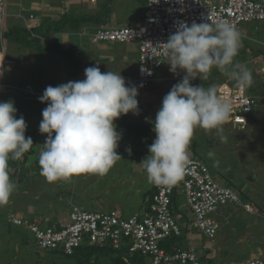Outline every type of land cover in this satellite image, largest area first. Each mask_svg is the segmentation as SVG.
I'll use <instances>...</instances> for the list:
<instances>
[{"label": "rangeland", "instance_id": "obj_1", "mask_svg": "<svg viewBox=\"0 0 264 264\" xmlns=\"http://www.w3.org/2000/svg\"><path fill=\"white\" fill-rule=\"evenodd\" d=\"M114 1L121 3L119 16L138 21L143 0H124V5L121 0ZM28 8L22 10L23 14H27ZM17 13L18 1L8 0L3 32L13 27L26 29ZM125 25L130 24L125 22ZM78 33L60 31L55 35L53 32L40 39L41 46L58 42L61 51L74 50L84 66L91 61L95 63L92 68L97 72V82L84 75L74 88L65 73L68 54L54 50L42 55L33 46L25 47L0 38V59L2 55L14 62L1 67L0 111L13 109L14 117L17 116L4 117L0 129L5 131L2 130L4 139L16 143L28 159L19 170L22 175L19 183L15 181L13 186L0 189V264H115L112 257L98 253L83 263L78 258L42 251L35 247L30 236L23 237L11 227L9 221L12 216L26 219L18 210L26 215L37 211L39 214L34 216L39 222H35L49 225L40 222L39 216L43 215L47 220L55 218L56 224L50 226H58L68 222L71 205L88 211L135 215L137 204L148 200L161 169L158 130L161 124L175 128L173 122L158 118L161 116L158 102L172 104L177 99H186L190 92L194 95L190 104L180 100L177 103L183 112L200 106L194 115L202 120L187 121V113L180 115L184 123L178 142L182 158L204 161L217 182L231 187L241 202L248 197V204L253 208L252 213L240 206L223 208L214 241L201 235L198 240L209 245L203 248L196 242L193 249L197 254L208 250L217 264L264 258V214L258 209V206L264 208V22L243 24L224 36L223 32L214 33L176 52L164 60L163 66L156 70L157 80L146 89H141L136 81L134 52L138 50V41L125 44L129 55L121 58L124 44L103 43L107 47H100L96 52L97 47L86 40L88 37H78ZM216 45L228 46L225 50L230 56L226 62L221 60L225 51L215 55L217 62L211 61ZM83 47L86 52L80 51ZM219 66L221 70L216 73ZM253 80L259 85L252 83ZM218 82L229 86L236 82L252 83L247 86V92L257 98V120L237 130L220 122L211 112ZM88 85H99L98 92L119 98L126 116L119 117L109 107L110 100L90 93ZM125 123L131 127L152 124L150 139L141 130L138 133L133 128L130 130ZM190 141L196 146L190 145ZM26 173L28 178H24ZM176 185L174 203L181 216L173 213V218L181 230L179 242L189 247L186 236L198 234L182 187L179 183ZM129 260L128 257V264Z\"/></svg>", "mask_w": 264, "mask_h": 264}, {"label": "built area", "instance_id": "obj_2", "mask_svg": "<svg viewBox=\"0 0 264 264\" xmlns=\"http://www.w3.org/2000/svg\"><path fill=\"white\" fill-rule=\"evenodd\" d=\"M7 6L8 0H0L1 39L8 17ZM22 14L20 11L18 18L24 20L29 32L40 25L33 14ZM263 22L264 0H145V15L138 25L102 26L92 33L80 31L77 35L87 36L86 40L93 45L138 41L136 81L146 89L157 80L156 70L163 66L164 60L176 52L210 38L214 33L223 32L224 36L243 24ZM12 64L13 61L1 55L0 73L2 66ZM256 100L247 92L243 82L231 86L218 84L211 101V112L233 129H244L257 108ZM3 118L4 113L0 111V121ZM187 119L195 121L196 116L188 112ZM166 129L157 137L158 148L162 150L161 169L146 208L140 214L120 216L71 205L68 222L58 226H43L16 216H12L9 222L26 229L40 250L59 251L64 255L73 254L80 246L94 245L119 253L125 261L138 254L149 264H217L204 261L193 248L184 247L180 242L170 243L181 235L171 210L176 183L182 187L181 192L193 218L192 225L211 242L219 230L223 208L241 206L248 213H252L253 208L243 204L231 187L217 182L204 161L182 158L176 138L184 130L170 126ZM7 164V154L0 151V176L6 172L17 182L15 169ZM9 185V179H0L1 188ZM223 264H264V258L250 257Z\"/></svg>", "mask_w": 264, "mask_h": 264}, {"label": "trees", "instance_id": "obj_3", "mask_svg": "<svg viewBox=\"0 0 264 264\" xmlns=\"http://www.w3.org/2000/svg\"><path fill=\"white\" fill-rule=\"evenodd\" d=\"M145 1V0H144ZM107 9H102L100 11H97L96 13L92 14H85L82 15L76 19H71L69 22L70 26H72V30L78 32L80 27L83 25H86L88 27H101L107 24V19H108V15L106 14ZM69 24H67V22H65L64 20H61L60 22H57L56 24H51L49 23V21H44L43 23H41L37 28L32 29L31 32H29L27 29L25 28H20V27H13V28H8L6 31L3 32L2 34V39L9 41L10 39L13 40L15 43H20L21 45L25 46V47H34L36 48V51L39 52V54H46V53H50L52 51H57L59 54H68V60L69 63L65 65L66 67V75L68 77V79L70 80L69 83L73 84L71 87L74 88L79 86L77 83V80L79 79V77H82L84 75H86V77H88L90 80L95 81V83L98 80V76H97V72L95 69L92 68L93 64H89L87 66L82 65L81 61L79 59H77V57L74 54V50L70 51V50H66V51H61V45L58 42H52L51 44H49L48 46H41L40 45V39H44L46 37H48V35H51L53 32H60L62 30V28L64 26H69ZM32 34H35V37L32 36ZM218 44V43H217ZM216 45V47L214 48V53H211V61L217 62V59L215 57L216 54H218V52L220 51L221 53H223L225 51L226 53V48L228 47H218ZM212 50V49H211ZM63 52V53H62ZM212 52V51H211ZM230 55L228 53H226L225 56H222V59L224 62H226V59H228ZM209 57V54H208ZM220 60V61H221ZM221 70L220 66L219 69H216V73H219V71ZM237 83V82H236ZM244 83V82H243ZM252 83H257L259 85L258 81H252ZM252 83L246 82L244 83L246 86V89L248 88L247 86H251ZM218 84H222V82H218ZM217 84V85H218ZM235 84V83H234ZM69 87V88H71ZM260 87V86H259ZM16 88V87H15ZM71 88V89H72ZM87 88H89L90 93L95 94L96 95H103L105 97H107L110 102H109V107L113 108L115 112H117V115L119 117H124L126 116L121 104L119 103V98H117L116 96H111L113 98H110V95L107 94H102L101 92H98V88L99 85H88ZM11 92V91H9ZM96 92H98L96 94ZM194 99V96L189 100V101H182L180 100V103H184V104H190ZM179 101V99H177L176 101H174V109L172 108L171 110H166L165 112H163V117L165 121H171V123L173 122L175 125V128H179V129H183L182 128V124H180L181 121H172L171 117H168V115L171 113L172 110H175L176 113L180 116L183 113H188V111L183 112L182 110V106H180L177 102ZM172 103V104H173ZM177 103V104H176ZM3 111V110H2ZM113 111V110H112ZM173 112V111H172ZM15 115V112L13 109L11 110H7L6 112H4V116L7 118H13ZM37 115V114H36ZM17 116H15L14 118H16ZM42 122V120L39 121V123ZM127 124V127L131 130L132 128L137 130V133L141 130L143 132V134L145 135V138L150 139L148 137V133L150 128L152 127V124H140V125H133V127H131L130 124ZM179 124V125H178ZM135 127V128H134ZM5 129V127H4ZM3 130V129H2ZM2 130L0 129V151L2 153H6L8 156V167H12L15 169V172L17 174H15V178H17V184L19 183V178H22V175H20V169L23 168L24 163H26L28 161L27 159V155L23 154L24 150H21L18 148L16 143H10L8 139H4L6 136H2ZM162 130H167L166 126H164V124H162ZM4 131V130H3ZM5 132V131H4ZM7 134V131H6ZM10 135V134H8ZM17 136V135H16ZM15 136V137H16ZM180 136H182L181 134H179L177 136V143L181 140ZM18 138V137H17ZM16 138V139H17ZM18 140V139H17ZM16 140V141H17ZM22 142V139L20 140ZM20 142V143H21ZM191 145V144H190ZM159 150V148H158ZM21 159V160H19ZM26 165V164H25ZM4 177L6 179H9V183L12 181V178L8 177V174L5 172L3 174V176H0V179ZM16 183V182H15ZM229 187V186H228ZM153 190L150 192L149 194V198L152 195ZM175 196V195H174ZM174 196L172 197V201H171V210L172 213H176V206L174 203ZM249 198L246 197L245 200L242 202L243 204H248L249 202ZM253 204V202H252ZM254 205V204H253ZM252 205V206H253ZM257 206V204L255 205ZM241 207V206H240ZM243 208V207H241ZM244 209V208H243ZM258 209L261 213L264 214V208L261 206H258ZM221 217V216H219ZM31 221V220H30ZM9 225H11V227L15 228L23 237H27L31 235L29 234V232L20 227V226H14L12 223L9 222ZM32 239V237H31ZM33 244L35 245V242L32 239ZM177 242H179V239H174L171 240L170 243L172 244H176ZM35 247H37L35 245ZM38 248V247H37ZM45 252H48L50 254L53 255H60L62 257H67V258H74L77 259L78 261L81 262H85V260H89V258L92 257L93 253H98L99 256L102 257H112L113 261L115 264H128V262H126L124 259L120 258L119 253L112 251L108 248H99L97 246L94 245H84V246H80L79 248L75 249L73 254L71 255H64L62 253H60L59 251H46V250H42ZM80 259V260H79ZM129 264H144L147 260L145 257L138 255V254H134L131 257H129ZM240 262V261H239Z\"/></svg>", "mask_w": 264, "mask_h": 264}, {"label": "crops", "instance_id": "obj_4", "mask_svg": "<svg viewBox=\"0 0 264 264\" xmlns=\"http://www.w3.org/2000/svg\"><path fill=\"white\" fill-rule=\"evenodd\" d=\"M16 1H18V13H17V16H18V14L20 13V11H22V10H24V9H27L28 8V6H29V8H28V12H27V14L24 12V14L26 15V16H28L29 14H33L34 16H35V18L37 19V21H39L40 22V24L41 23H43L44 21H49V23H51V24H56L57 22H60L61 20H64L65 22H67V24H69L70 22V20L71 19H76V18H78V17H80V16H82V15H85V14H94V13H96L97 11H100V10H102V9H107V11H106V14L108 15V19H107V24L106 25H104V26H129V27H133V26H136V25H138L140 22H141V20L143 19V17H144V15H145V1L143 0L142 1V3H141V6H142V13L140 14H138L137 15V19H138V21L136 22L135 20L136 19H131V18H127V17H125L126 19H124L123 18V16L121 15V16H119L118 15V12H119V7L121 6V3H119V2H115L114 0H95V2H93V1H90V0H16ZM58 1V2H57ZM121 1H123V4L122 5H124V0H121ZM130 2V1H129ZM32 4H33V6H32ZM83 4H86V6H85V8L86 9H83ZM128 5V4H127ZM34 6H38V7H35L34 8ZM131 6V5H130ZM23 14V15H24ZM42 17V18H41ZM125 22H127V23H129L130 25H125ZM72 26H70V24H69V26L67 25V26H64L63 28H62V30H61V32L62 31H69L70 33H74L75 34V32L76 31H73L72 30V28H71ZM102 27V26H101ZM99 27H88V26H86V25H83V26H81L80 27V29H79V31L78 32H80V31H92L93 29H98ZM60 32H56L55 33V35L56 34H59ZM89 33V32H88ZM88 41V40H87ZM89 42V41H88ZM90 43V42H89ZM130 43V42H129ZM85 44H87V43H85ZM91 44V43H90ZM117 44H119V43H117ZM126 44H128V43H126ZM88 45V44H87ZM91 45H93V44H91ZM100 45H102V46H100ZM120 45V44H119ZM122 45V44H121ZM94 46H96L97 47V50H96V52L97 51H99V49H100V47H107L106 45H103V43L102 44H98V45H94ZM124 50L123 51H121L120 52V57L121 58H124V56H126V57H128V55H129V52L127 51V46L124 44ZM99 47V48H98ZM85 49V50H84ZM89 49H90V47H89ZM82 50H84V52H86V48L85 47H83L80 51H82ZM111 50H112V48H111ZM136 53V54H135ZM95 55V54H94ZM94 55L93 54H91L90 56H91V58L92 57H94ZM137 55H138V50H137V52L135 51L134 52V58L136 59V61H137ZM126 60V59H125ZM101 62V61H100ZM92 63H94V62H90V64H92ZM95 64V63H94ZM156 81V80H155ZM78 82V81H77ZM76 84V83H75ZM141 88V87H140ZM142 89V88H141ZM194 95H193V93L192 92H190V94H189V96L186 98V99H179V100H182V101H189L192 97H193ZM159 100H156V102H158ZM159 103V109H160V115L161 116H159L158 118L160 119L161 117H163V112H165L166 110H171L172 108L174 109V104H168V102L167 103H165V104H162V102H158ZM135 107V106H134ZM197 108V110L198 109H201V107L200 106H198L197 107V105H195L194 107H193V109L191 110V109H189L188 110V112H193L194 114H195V109ZM135 109H138V108H135ZM129 110V109H128ZM173 111V112H172ZM171 111V113L168 115V117H171V120L172 121H181L180 122V124H184V123H182L183 122V120H181V118H180V116L176 113V111L175 110H172ZM256 111V110H255ZM255 111H254V113L251 115V117H250V119H249V123H248V125L252 122V121H254V120H257V118L255 117ZM197 114V113H196ZM195 114V115H196ZM175 115V118H178V119H174V116ZM183 115H184V113H183ZM158 118H157V120H158ZM162 119V118H161ZM163 119H164V117H163ZM196 119H198V120H202V118L201 119H199V117H197L196 116ZM261 119V118H260ZM206 120V119H205ZM165 121V120H164ZM188 121V120H187ZM204 121V120H203ZM162 125V124H161ZM179 125V124H178ZM169 126V125H168ZM167 127V126H166ZM172 128H174V127H172ZM182 128H183V126H182ZM176 129H179V128H176ZM158 135L159 134H161V133H163V132H165V130H162V128H160L159 130H158ZM189 144H191V145H194V146H196L195 144H193V141L191 142H189ZM34 167H36V166H33L32 168H34ZM31 168V169H32ZM27 171H28V169H27ZM60 175V174H59ZM28 178L29 176L27 175V173L26 174H24V178ZM155 183V182H154ZM12 184H14V181L12 180L11 182H10V185H12ZM10 185H9V187H10ZM13 186V185H12ZM11 186V187H12ZM154 186V185H153ZM146 205H147V200H144L143 201V203H140V204H137V206H136V208H135V213L134 214H140L141 212H143V210H144V208H146ZM177 209V208H176ZM11 212V211H10ZM19 214H21V215H23L26 219H28V220H31V221H38V218H36L37 216H34V214L35 213H38L39 214V212H37V211H35L34 212V214H25V213H23V211H20V210H18L17 211ZM111 213V212H110ZM133 214V213H132ZM221 214H222V212H221ZM51 215H53V214H51ZM54 215H56V213L54 214ZM120 216H125V215H122V212L119 214ZM176 215H177V217H180L181 215H180V213H178V211L176 210ZM32 218H35V219H32ZM39 220H40V222H44V223H49V225H51V224H56V220H55V218H53V219H48L47 220V218L45 217V216H43V215H41V216H39ZM46 218V219H45ZM39 222V221H38ZM189 229V228H188ZM189 231V230H188ZM189 233H191V232H189ZM187 234V233H186ZM196 234H198L197 236H193L194 235V233L191 235H187L186 237H187V240H189V247H191V248H193V244L194 243H196V242H200V245H201V247H203V248H207V245H209L208 243H204L203 242V240L201 239V240H198V238L202 235L197 229H196ZM202 237V236H201ZM194 240H196V241H194ZM184 247H187L185 244H184ZM210 252L207 250V251H201L200 253H199V256H201L202 257V259L204 260V261H206V262H214L213 261V259L212 258H210ZM216 258H217V256H216Z\"/></svg>", "mask_w": 264, "mask_h": 264}, {"label": "clouds", "instance_id": "obj_5", "mask_svg": "<svg viewBox=\"0 0 264 264\" xmlns=\"http://www.w3.org/2000/svg\"><path fill=\"white\" fill-rule=\"evenodd\" d=\"M1 72H2V71H1ZM14 88H15V87H14ZM4 117H5V116H4ZM9 130H10V129H9ZM14 183H15V182H14ZM7 188H9V187H7ZM0 189H5V188H1V187H0Z\"/></svg>", "mask_w": 264, "mask_h": 264}]
</instances>
